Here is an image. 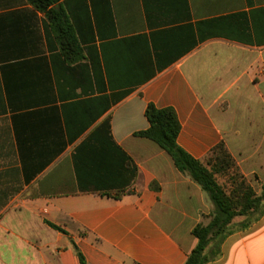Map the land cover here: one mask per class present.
Segmentation results:
<instances>
[{"label": "crops", "instance_id": "crops-1", "mask_svg": "<svg viewBox=\"0 0 264 264\" xmlns=\"http://www.w3.org/2000/svg\"><path fill=\"white\" fill-rule=\"evenodd\" d=\"M54 7L79 61L67 60L45 13L0 0V264H80L74 245L87 264H186L213 205L136 134L150 126L149 104L172 108L188 154L204 161L224 143L264 184V0ZM220 249L207 264H264V217Z\"/></svg>", "mask_w": 264, "mask_h": 264}, {"label": "trees", "instance_id": "trees-1", "mask_svg": "<svg viewBox=\"0 0 264 264\" xmlns=\"http://www.w3.org/2000/svg\"><path fill=\"white\" fill-rule=\"evenodd\" d=\"M28 1L37 10L46 14L57 33L67 60L79 61L80 46L67 16L62 9L54 7L59 0ZM145 116L150 126L147 130L138 132L136 136L152 141L166 151L177 170L199 185L213 204L212 213L206 217L209 219L208 224H199L192 231L198 244L186 262V264H207L220 255L221 245L230 235L249 228L264 217V184H259V192L255 190L251 182L241 173L224 143L213 148L204 161L188 154L177 143L181 125L174 109H158L153 104H149ZM124 156L134 182L138 168L129 156L125 153ZM218 177L226 178V182L220 184ZM119 198L121 194L118 195ZM236 220L241 222L236 223ZM47 224L57 231L68 234L50 222ZM210 246L212 249L208 252ZM74 247L80 264H87L78 247L75 245Z\"/></svg>", "mask_w": 264, "mask_h": 264}, {"label": "rangeland", "instance_id": "rangeland-1", "mask_svg": "<svg viewBox=\"0 0 264 264\" xmlns=\"http://www.w3.org/2000/svg\"><path fill=\"white\" fill-rule=\"evenodd\" d=\"M218 181H219L220 184H224V183L226 182V178H224V177H218ZM251 184L253 185V183H251ZM253 187L255 188V190H256L257 192L260 191L259 184H258V186H257V184H254ZM208 199H209V198H208ZM209 202H210L211 205H213V204L211 203L210 199H209Z\"/></svg>", "mask_w": 264, "mask_h": 264}]
</instances>
